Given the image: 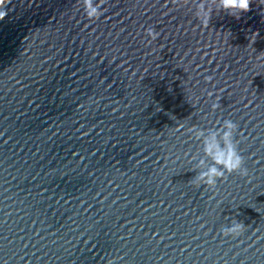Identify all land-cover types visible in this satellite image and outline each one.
<instances>
[{
  "label": "clouds",
  "instance_id": "obj_1",
  "mask_svg": "<svg viewBox=\"0 0 264 264\" xmlns=\"http://www.w3.org/2000/svg\"><path fill=\"white\" fill-rule=\"evenodd\" d=\"M175 3L193 6L194 14L200 25L207 27L214 12H225L239 19L241 13L250 10L252 0H175ZM83 4L86 15L90 19H95L102 15V5L96 3V0H83ZM5 14V11L0 10V18ZM148 34L153 39L158 37V33L152 29H148ZM213 107H218V105H213ZM237 129L238 124L230 119H224L218 128L193 129L192 134L200 142L204 156L212 162L206 168L204 167L206 164L204 159H200L197 162L196 169L200 171L192 182H195L198 187L203 184L210 189L215 188L218 180L233 172L241 176L248 175L244 158L238 148V140L235 139ZM191 159L194 160L195 155H192ZM245 230L246 226L236 219H232L230 225L222 226L221 228L223 236L232 238L239 237Z\"/></svg>",
  "mask_w": 264,
  "mask_h": 264
}]
</instances>
